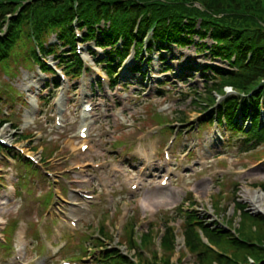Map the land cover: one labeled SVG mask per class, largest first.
<instances>
[{"label": "rangeland", "instance_id": "rangeland-1", "mask_svg": "<svg viewBox=\"0 0 264 264\" xmlns=\"http://www.w3.org/2000/svg\"><path fill=\"white\" fill-rule=\"evenodd\" d=\"M50 36L51 35L47 36L45 40ZM49 41L52 40L50 39ZM194 42L195 45L187 48H180L172 45L169 47L168 52H164V61L161 65H158L157 61H154V66L151 68H157V66L158 68H163V66L170 68V71L164 75V78L168 83L175 84L177 87L175 88L176 91L173 90V92L166 95L164 99H158L147 93L141 96L136 87L138 75L134 74L131 78L122 77L126 69L133 65L130 59L120 70V76L122 77L121 83L128 84L129 87L127 90H122V88L120 89L117 87L113 92H110L107 86L99 88L96 86L91 87L89 96L94 101V104L96 103L95 105H97V107L101 104L100 102H102L105 111L103 113L100 108H96V111L93 113V119L96 124H94L91 129V141L96 152L91 155L90 158L92 161L104 162L106 164L105 168L116 163V165L119 166V171L124 174L132 165V169L136 165V162L130 165V160L133 158V148L130 149L129 146L132 142H134L133 146H135V143L140 141V139L145 140L143 136L141 137L140 133L142 131L156 129L151 138L152 140L156 139L161 142L163 135L169 131L170 128L169 121L165 119L172 120L173 122L178 117H185L188 121L187 124L179 125L175 121L172 126L178 131H185V134L178 138L171 150L173 162L177 168V172H175L176 180L167 188L160 189L157 187V176L160 172L156 171L150 174L152 176H149L145 186L140 192L141 195H138L154 204L156 209L159 210L157 217L161 219V217L163 218L165 215H176L175 208L186 200V194H188L186 193V187L190 185L193 187V191L190 193L191 199L194 201L192 209L198 211L197 215L200 220L207 219V221L205 220L207 225L228 224L235 230L239 223V216L233 214V203L236 200L251 214L264 218L263 215L252 210L251 203L248 202L243 195L246 189L250 192L261 191L259 188H256L255 185L264 184V153L261 148L256 151L244 153L234 144L226 147L220 157L215 155L219 153V150H215L213 153L214 159L211 157L206 159V164L188 175V178L181 180L178 176V171H182L188 162L197 159V157L194 156L191 157V159L182 161L183 156H181L180 152L184 148L194 144L196 145L197 152L203 153V145L205 143L208 144L209 141L206 136L207 129L200 128V131L196 129L192 131L196 122H198L201 117L204 104L200 103V101H197L196 105L192 104V99L194 97L192 93L190 94L191 96L185 99H181L178 93L181 91L188 93V87L198 93L204 91L202 88L203 78L200 73V68L203 65L227 67L224 61L212 60L207 50L206 52L204 49L199 51V47L202 46L200 44L202 43L204 46L209 47L211 45L210 40L198 41L195 37ZM92 45L93 44H88L87 48H90ZM153 56L156 58L155 54H153ZM84 57L87 58V55L83 54V58ZM19 61L24 62L25 60L20 59ZM48 61H50V59H48ZM88 65H91V63L89 62ZM190 67H193L194 70ZM2 70L0 66V111L1 114L3 113V116L5 114L6 119H8L10 123L3 125L0 128V132L5 133L8 138L15 140L17 146L28 149L36 146L40 140L36 135L38 136V134H41L42 140L40 141L42 144L37 148V151H32L36 156H39L42 147L51 146L52 148L58 149L60 145H64V148L62 147L61 151L59 149L55 158L49 162V168L51 170L60 171L66 166L62 165L67 163L65 160L73 159V152H71L74 149L73 141H64V138L68 133L71 135L74 134L78 127V108L76 107V97L73 95L74 92H72L69 97L70 101L74 99L73 104L68 107L67 113L64 116V124L67 126L65 129L57 130L53 127V109L51 105L46 106L41 116H38L35 122L29 126L24 122V115L29 111V106L27 104L28 96L33 95V93H31L32 90L34 92L33 87L38 89L43 87L46 77H40L36 66L33 64L28 65L21 63L18 67H13L11 73H13L14 76L10 75V78L5 77L4 71ZM186 74H189L191 77H185ZM183 81H186V83L181 84ZM76 84L77 80L71 83L73 91ZM143 85L144 81L141 84V88ZM8 86H10L12 90ZM124 97L127 98L124 99ZM164 104L168 106L167 111H161V107ZM115 109H117V113H121V115H115ZM6 113H8V115H6ZM153 113L157 117H151ZM123 114L129 119L130 123H133H131V127H125L126 125L129 126V124L124 125L125 119L124 116H122ZM14 125L17 126L19 130L14 128ZM20 133H32L33 138L26 141H16ZM169 134L166 138H168ZM197 139H199V146L196 144ZM166 140L167 139H164L163 142H166ZM151 145L146 144V150H150ZM124 158L126 160L122 162L120 159ZM117 160L121 162L118 163L116 162ZM259 161H261V164H257ZM163 163L164 162L161 161L160 166L163 167ZM32 168L30 163L23 164L21 162L12 167L7 166L4 162H0V179L3 174H10L13 177L15 175L16 181L13 182V185L16 190V195L19 197L10 205L9 209H12L7 215L3 216L2 213L4 211L8 212V209H4L0 206V218L3 217L9 220L14 219L9 224L6 231V238L9 243L12 241V231L16 221H21L19 229L26 231L32 246L39 247V249L42 250L41 234L47 237L50 229L49 226H41L40 218L42 215L46 218V213H48L49 209L54 205V192L53 189L49 188L47 183H45L42 174ZM105 168L102 171H105ZM243 170L249 171L245 175H239V171ZM97 177L101 176L99 175ZM108 177L109 175L107 178ZM120 177L121 175L117 173L115 183L117 186H115L113 192H121L123 194L120 186H118V184H120L118 178ZM6 182H9V180H6ZM0 183L1 201L8 191L4 188L3 182L0 181ZM56 187L60 188L61 185L58 184ZM220 190L224 192L223 197L225 200L223 204L225 209L217 213L213 211L211 201ZM262 193L264 195V192ZM140 199L141 198L138 197L132 199L123 195L121 201H124L132 211L138 214V216H143V211H139L138 203ZM187 208L190 207H188V202H185L184 210ZM113 212H120L118 201L115 199H112L110 203H106V216L102 219H90L89 216L83 217L82 221L85 222L86 225L84 227L79 226V229L83 233L77 232L72 236L71 232L66 230L62 236L64 247L59 251L55 260H68L80 263L84 256L95 254L98 251V243L91 241L90 238L97 235L99 226L103 222H105L104 224L107 228H109L107 225L108 223L114 224L116 217L113 218L114 215L111 216ZM47 220L53 229L57 228L61 223L57 217H47ZM174 221L175 224H181L182 222L178 217H175ZM244 225L253 226L250 225L249 222H245ZM156 226L158 230H160L159 227L161 224H156ZM146 227L147 223L141 222L142 231H144ZM129 230L130 228L125 230L126 236H128ZM177 230L180 231V228H177ZM111 231L115 234V242H117L119 238H121L120 240L123 239V234L121 231L119 232V228L115 230L112 226ZM179 239V249L182 250V254H185L182 240L181 238ZM111 246H114V243H112ZM145 246L147 247L145 248ZM142 249L144 251L147 249L149 250L148 252L152 250V248L150 249V246L146 244H143ZM153 249H155V247H153ZM28 255H30L31 258L34 256L31 250H29ZM11 257V251L5 252L4 249L0 248L1 263L6 264L11 260ZM173 260L175 259L173 258ZM195 262L196 260L193 256H186L185 264H196ZM51 263H53V261Z\"/></svg>", "mask_w": 264, "mask_h": 264}, {"label": "trees", "instance_id": "trees-1", "mask_svg": "<svg viewBox=\"0 0 264 264\" xmlns=\"http://www.w3.org/2000/svg\"><path fill=\"white\" fill-rule=\"evenodd\" d=\"M75 1L80 28L85 29L83 41L94 40L96 46L103 49V57L96 63L113 78L117 76L115 63L116 66L121 63L133 42L138 51L142 35L152 25H155L154 36L161 49H166L167 45L190 46L194 37L210 39L211 46L206 48L202 44V47L212 59L225 61L229 68L202 67L204 92L191 89L192 104L196 105L199 99L212 104L213 95L223 94L225 86H231L239 94L255 88L257 94L252 109L248 110L244 101L232 97L219 109V115H224L227 127L239 134L231 141L236 138L235 142L243 144L241 150L248 151L264 143V123L258 117V97L264 95V84L259 85L264 81V0H0V66L9 71L20 59L29 57L45 70L35 46L45 55L64 48L56 54V59L67 74L76 77L81 62L76 55L71 27ZM137 20L138 37L135 39L132 30ZM53 33L59 42L54 49L45 43V38ZM119 39L122 40L120 49L115 48ZM90 53L96 57V53ZM189 95L180 97L185 99ZM238 115L250 123L247 130L244 124H239ZM207 119L210 121V116ZM177 120L186 122L185 117ZM234 206L243 242L221 228L207 225L195 212H184L182 207L176 209L178 216H183L181 232L185 245L195 254L197 264H249L250 258L255 264H264V218L251 214L238 202ZM215 208L218 211L217 203ZM245 222L254 227L245 226ZM128 228V247L134 249L132 222L127 224L126 230ZM151 231L144 235L143 244L151 243ZM201 234L217 252L202 244ZM101 235L109 238L103 227ZM160 240L164 252L171 254L173 228L165 225ZM136 256L144 264H161L157 256L152 263L139 252ZM101 262L129 264L128 258L111 252H107ZM162 264H171L168 254L164 255Z\"/></svg>", "mask_w": 264, "mask_h": 264}, {"label": "bare ground", "instance_id": "bare-ground-1", "mask_svg": "<svg viewBox=\"0 0 264 264\" xmlns=\"http://www.w3.org/2000/svg\"><path fill=\"white\" fill-rule=\"evenodd\" d=\"M26 120H28L27 117ZM243 195L245 199L251 203L252 210L264 214V195L261 191L250 192L246 189Z\"/></svg>", "mask_w": 264, "mask_h": 264}]
</instances>
